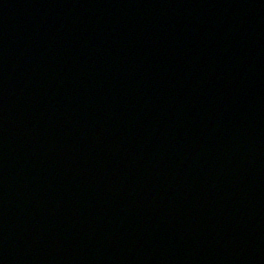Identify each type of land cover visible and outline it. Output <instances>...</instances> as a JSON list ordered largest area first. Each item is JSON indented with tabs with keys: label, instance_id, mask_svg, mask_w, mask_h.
I'll return each mask as SVG.
<instances>
[{
	"label": "water",
	"instance_id": "water-1",
	"mask_svg": "<svg viewBox=\"0 0 264 264\" xmlns=\"http://www.w3.org/2000/svg\"><path fill=\"white\" fill-rule=\"evenodd\" d=\"M11 5L0 264H264V0Z\"/></svg>",
	"mask_w": 264,
	"mask_h": 264
}]
</instances>
